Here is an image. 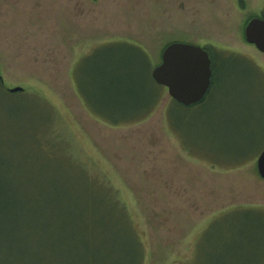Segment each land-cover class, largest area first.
Listing matches in <instances>:
<instances>
[{
	"label": "rangeland",
	"instance_id": "rangeland-1",
	"mask_svg": "<svg viewBox=\"0 0 264 264\" xmlns=\"http://www.w3.org/2000/svg\"><path fill=\"white\" fill-rule=\"evenodd\" d=\"M263 8L264 0H0L2 88L27 94L22 106L13 103V116L3 108L15 98L0 101V141L12 144L13 171L45 191L68 193V201L84 196V170L110 187L142 242L143 264H198L219 239L231 243L249 227L262 228L256 159L264 149V54L245 41L244 26ZM116 41L139 45L152 68L171 42L245 58L222 67L203 104L169 107L163 87L148 119L112 127L84 109L74 69ZM8 118L17 124L7 132ZM28 125L55 150L34 148ZM19 135L27 140L22 147L14 143ZM91 196L85 206L97 219L103 200ZM110 218L117 227L107 236L125 245L124 225Z\"/></svg>",
	"mask_w": 264,
	"mask_h": 264
},
{
	"label": "trees",
	"instance_id": "trees-1",
	"mask_svg": "<svg viewBox=\"0 0 264 264\" xmlns=\"http://www.w3.org/2000/svg\"><path fill=\"white\" fill-rule=\"evenodd\" d=\"M261 16L264 17V8ZM204 49L211 60L212 79L209 91L198 105L210 96L222 67L231 70V61L245 58L215 46H204ZM218 58L222 60L221 67L217 64ZM151 70L150 56L139 45L127 41L107 42L77 62L76 94L90 115L109 126L139 124L155 111L164 92L152 79ZM7 96L15 98V102L3 109L13 116L16 110L13 108L18 107L16 104L22 106L21 101L27 94L24 89L10 94L0 84V101ZM174 105L183 107L171 100L169 107ZM6 120L8 132L17 123L12 124L11 118ZM26 128L30 134L28 141L32 140L34 148L41 151L44 148L49 154L51 149L55 150L52 148L55 145L42 141L37 128L31 125ZM25 141L20 135L14 139L20 147ZM9 145L12 144L0 141V264H143L142 242L126 207L110 187H102L100 180L84 170V196L77 195L75 201H68L71 196L68 193L45 191L26 172H14ZM99 189L102 191L97 192ZM94 193L103 200L95 209L100 217L97 219L90 207L85 206L87 201L93 202ZM261 212L264 217V211ZM112 214L124 225V237L128 238L125 245H117L107 236L117 227L116 219L110 218ZM261 226L245 229L231 243L219 239L215 242L217 248L203 252L198 264H264V225ZM99 232L104 233L102 238ZM207 238L205 235L204 245L211 246Z\"/></svg>",
	"mask_w": 264,
	"mask_h": 264
},
{
	"label": "water",
	"instance_id": "water-1",
	"mask_svg": "<svg viewBox=\"0 0 264 264\" xmlns=\"http://www.w3.org/2000/svg\"><path fill=\"white\" fill-rule=\"evenodd\" d=\"M245 41L264 54V17H252L244 27ZM157 85L164 86L171 99L183 106L200 102L209 91L212 79L211 60L201 46L172 42L162 51L161 62L151 71ZM0 83L4 79L0 72ZM10 93L23 90L20 86L7 89ZM257 172L264 178V149L256 160Z\"/></svg>",
	"mask_w": 264,
	"mask_h": 264
},
{
	"label": "crops",
	"instance_id": "crops-1",
	"mask_svg": "<svg viewBox=\"0 0 264 264\" xmlns=\"http://www.w3.org/2000/svg\"><path fill=\"white\" fill-rule=\"evenodd\" d=\"M144 122V121H143ZM142 123V122H141Z\"/></svg>",
	"mask_w": 264,
	"mask_h": 264
}]
</instances>
